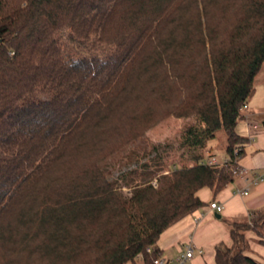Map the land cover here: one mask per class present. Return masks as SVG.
<instances>
[{
	"label": "trees",
	"instance_id": "16d2710c",
	"mask_svg": "<svg viewBox=\"0 0 264 264\" xmlns=\"http://www.w3.org/2000/svg\"><path fill=\"white\" fill-rule=\"evenodd\" d=\"M261 72L264 0H0V264H155L161 233L206 204L198 191L233 181ZM170 116L202 126L194 164L155 145L140 167L146 154H117ZM229 226L216 264H259L246 251L264 206Z\"/></svg>",
	"mask_w": 264,
	"mask_h": 264
},
{
	"label": "crops",
	"instance_id": "0c3cea01",
	"mask_svg": "<svg viewBox=\"0 0 264 264\" xmlns=\"http://www.w3.org/2000/svg\"><path fill=\"white\" fill-rule=\"evenodd\" d=\"M239 135L247 138L243 143L245 153L238 165L245 168L242 175H234L231 183L214 195L209 188L198 191L199 197L206 204L193 213L184 216L160 235L157 245L166 259H173L189 246L195 250L186 264H216L215 246L219 242L232 244L229 223L245 221L252 210L264 206V76L256 80L255 92L244 108V117L236 126ZM214 140H210L203 151L208 158L225 159V151L218 154ZM190 162H195L192 158ZM194 164V163H193ZM192 165V164H190ZM236 188L247 189L249 194L237 193ZM224 205L221 212L210 207L212 201ZM220 214L218 217L216 214ZM249 246L246 251L259 264H264V236L253 231L248 233ZM201 251V252H200Z\"/></svg>",
	"mask_w": 264,
	"mask_h": 264
},
{
	"label": "rangeland",
	"instance_id": "374dc122",
	"mask_svg": "<svg viewBox=\"0 0 264 264\" xmlns=\"http://www.w3.org/2000/svg\"><path fill=\"white\" fill-rule=\"evenodd\" d=\"M73 47L78 53L81 54L102 53L101 48L93 49L76 45H74ZM263 74L264 73L261 72L260 76H263ZM192 128L197 130L198 133H201L202 126L198 122L197 118H180L170 116L148 129L146 132L145 141L137 145H129L125 150L117 154H134V152L136 151H138V154H146V152L144 153L143 151L144 148H147L149 150L152 146L155 145L161 148L159 151L161 154H168V156H166L165 158V162L167 163V165H171V162H177V165L193 164L195 162L189 161L192 159V156L194 154V147H189V143L191 142L190 139L193 136L189 133V130H191ZM214 144H216V147L219 149L223 147L224 134L222 132H219L218 135L214 138ZM170 145L172 147H169V149H162ZM219 149H216V151H218L217 153L222 154V151H224V149L222 151H220ZM148 154L149 155L146 154L142 156L141 160L139 161V167L143 162L149 161L151 155L156 154V152L149 151ZM136 165L137 163H132L129 167L136 168ZM161 173L166 172H158V174L152 179V183H154L156 186L158 185V175Z\"/></svg>",
	"mask_w": 264,
	"mask_h": 264
},
{
	"label": "built area",
	"instance_id": "2783aa9c",
	"mask_svg": "<svg viewBox=\"0 0 264 264\" xmlns=\"http://www.w3.org/2000/svg\"><path fill=\"white\" fill-rule=\"evenodd\" d=\"M248 105L245 104L243 107L246 108ZM225 159L219 160L217 157L212 156L208 159V163L214 167V168H221L225 164ZM168 172L167 170L165 171ZM234 175H242L246 172L245 168L241 166H237L233 170ZM264 177H261L263 179ZM237 193H243V194H249V191L247 189H240L236 188ZM210 207L212 209H215L217 212H221L224 208V205L219 203L218 201L214 200L210 203ZM201 252V251H200ZM195 254V250L192 246H189L184 252L180 253L177 257L173 259H166L163 256H160L154 260L155 264H186L187 260L192 258Z\"/></svg>",
	"mask_w": 264,
	"mask_h": 264
},
{
	"label": "water",
	"instance_id": "95a60500",
	"mask_svg": "<svg viewBox=\"0 0 264 264\" xmlns=\"http://www.w3.org/2000/svg\"><path fill=\"white\" fill-rule=\"evenodd\" d=\"M216 215H217L218 217H220V214L217 213Z\"/></svg>",
	"mask_w": 264,
	"mask_h": 264
}]
</instances>
